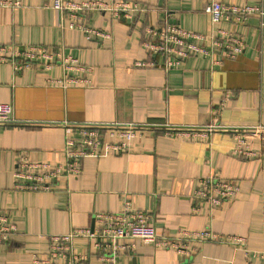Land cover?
I'll return each mask as SVG.
<instances>
[{"label":"crops","instance_id":"crops-1","mask_svg":"<svg viewBox=\"0 0 264 264\" xmlns=\"http://www.w3.org/2000/svg\"><path fill=\"white\" fill-rule=\"evenodd\" d=\"M17 1L14 7H0V44L44 46L73 57L82 69L57 64L15 71L0 62V103L10 104L18 121L0 125V212L16 226L0 242V264H31L32 253L46 255L49 234L93 227L95 213L120 211L126 200L149 214L158 235L208 228L221 238L245 237L246 249L188 238L185 256L128 238L123 242L131 247L111 264H264L257 254L264 220V29L255 16L212 24L204 11L210 1L264 9V0H132L146 11L128 17L86 12V23L109 32L107 39H88L71 28L67 13L51 6L53 0ZM163 23L204 34L231 32L244 48L233 58L221 49L211 56L190 55L169 69L155 55L153 66L136 67L135 61L151 55L142 44L145 25ZM90 123L104 126V142H123L124 149L83 157L79 173L62 171L49 191L14 187L13 170L21 157L63 168L66 140L79 144L82 127ZM209 123L230 129L205 137L164 132L173 125ZM128 125L138 126L129 139L118 134ZM237 131L256 155L237 156ZM206 176L232 182L238 194L218 206L195 201L192 194ZM74 247L86 255L80 264H104L87 239L76 238Z\"/></svg>","mask_w":264,"mask_h":264},{"label":"built area","instance_id":"built-area-1","mask_svg":"<svg viewBox=\"0 0 264 264\" xmlns=\"http://www.w3.org/2000/svg\"><path fill=\"white\" fill-rule=\"evenodd\" d=\"M17 0H0V7H14ZM51 6L65 11L68 15L69 26L80 30L88 39L92 37L110 38V33L102 29L91 27L84 19L85 13L90 11L106 12L112 17H128L135 12H145L146 8L132 0H53ZM212 24L220 20H229L242 23L251 16L258 18L261 28L264 29V9L260 5H235L220 1H210L204 6ZM146 38L143 41L145 50L151 54L150 58L134 62L136 67L153 66L154 56L160 55L165 69L179 67L182 61L190 55L211 56L214 49H221L225 57L233 58L241 53L244 48L242 39L231 32L218 29L216 34L197 33L184 29L176 24L163 23L161 25H145ZM8 62L15 71L29 67L50 69L57 64L65 69H82L76 59L63 56L59 52L50 51L44 46L28 45L13 49L11 46L0 44V62ZM66 79L64 82H73ZM52 83L59 80L52 79ZM12 106L0 103V125L18 123L12 115ZM103 125L87 124L81 129V142L74 144L71 139L66 140V163L52 166L49 163L30 162L21 157L13 170L15 178L14 187L27 191H49L51 180H56L62 171L65 175L79 173L80 161L86 156L102 154V150H122L125 143L104 142L101 134ZM136 125H128L119 129L118 134L127 139L134 135ZM225 125L209 123L201 127L173 125L164 128L170 135L183 137H205L213 131L229 130ZM238 132V131H237ZM236 132L238 144L235 148L237 156L251 158L256 153L244 144V136ZM239 189L230 181H224L214 176L200 179L198 187L194 190L192 198L195 201H204L210 206H218L224 201L232 200ZM193 211L199 207L192 206ZM93 227H72L64 233L48 235L49 245L45 256L31 254V264H80L86 255L76 251L74 240L83 237L89 241L98 252V259L104 264L114 262L116 255L128 250L131 245L124 243V239L137 238L156 247L174 248L183 255H188L189 250L185 245L188 238L209 241L226 242L235 247L245 248V237L230 235L221 238L220 235L206 228L200 231H181V236L166 237L158 235L150 222L149 214L133 209L130 201L126 200L120 211L97 212L94 215ZM16 231L14 223L8 220L5 213L0 212V242H5ZM247 253L246 250H244ZM264 257V220H263V245L257 253ZM255 255V254H254Z\"/></svg>","mask_w":264,"mask_h":264}]
</instances>
